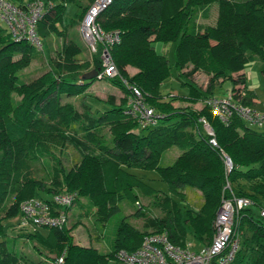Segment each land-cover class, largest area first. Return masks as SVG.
<instances>
[{
  "label": "trees",
  "instance_id": "16d2710c",
  "mask_svg": "<svg viewBox=\"0 0 264 264\" xmlns=\"http://www.w3.org/2000/svg\"><path fill=\"white\" fill-rule=\"evenodd\" d=\"M42 1L45 10L36 35L40 41L53 37L62 44L56 56L46 60L48 70L39 77L18 82L19 72L30 66L37 50L27 40L15 41L0 22V236L5 235L3 220L16 215L21 218L22 202L38 198L48 203L51 195L69 192L76 194L74 206L78 209L69 227L42 226L48 229L43 235L38 226L25 231L26 226L19 222L22 231L17 235L34 242L41 254L47 250L62 255V264H107L115 260L118 250H134L145 235L156 232L166 231L171 242L183 246L188 230H192L200 242L208 244L222 197L231 190L235 196L247 198L250 205L238 213L239 249L229 264H264V223L259 215L264 209V131L252 129L236 114L225 123L205 104L215 97L217 82L226 80L243 105L253 108L256 104V95L246 88L242 71L254 59L264 64V0H114L99 13L95 24L104 33L119 37L118 43L106 47L120 77L137 88L146 105L159 115L154 124L146 126L123 113L129 91L119 78L80 80L93 69L101 72L103 45H97L90 60L79 59L82 49L68 40L67 33L81 24L95 0ZM24 2L17 0L14 5ZM69 3L75 4L78 12L66 22ZM212 5L217 6L215 23L202 25L198 19L207 20ZM154 43H176L174 67L180 75L190 78L202 72L209 77L204 90L184 83L189 94L180 99L188 106L176 108L172 103L177 97L166 101L161 95L171 65L164 55L157 54ZM127 66L136 70L134 75L126 73ZM185 69L188 71L183 72ZM262 75L264 78V69ZM96 80H106L121 91L118 105L111 97L107 108L96 112L61 104L62 96L84 95ZM197 103H202L201 108H192ZM200 119L208 123L213 136ZM105 126L111 144L102 132ZM211 138L216 146L209 142ZM67 143L78 151L77 160L68 168L56 155H62ZM173 146L181 152L171 164L160 165L162 153ZM224 155L231 161L229 171ZM38 162L49 165L40 176L35 166ZM136 169L154 170L169 193L181 199L182 188L199 190L200 206L181 208L168 193L160 196L132 172ZM134 187L153 195L152 205L162 210V216L146 217L139 206L136 215L144 217L143 230L121 220L114 248L108 253L74 242L71 229L83 217L106 221ZM70 208H65L67 214ZM0 264L41 262L18 254L1 239Z\"/></svg>",
  "mask_w": 264,
  "mask_h": 264
},
{
  "label": "rangeland",
  "instance_id": "374dc122",
  "mask_svg": "<svg viewBox=\"0 0 264 264\" xmlns=\"http://www.w3.org/2000/svg\"><path fill=\"white\" fill-rule=\"evenodd\" d=\"M13 4H17V0H9ZM42 1V0H41ZM77 6L75 4L69 3L66 5L64 20L66 22H70L71 19L77 14ZM217 17V6L212 5L210 7L209 17L207 20L198 19V22L202 25H213L215 23ZM4 26V24L1 23ZM59 29H62L59 27ZM68 40L74 41L77 46L82 49V56H79V59H89L91 58V51L87 47L84 39L81 34V24L71 30H68ZM62 41L57 38H49V39H41L42 50L36 51L35 58L31 62L30 66L18 74V82L23 83L27 82L29 79H34L42 75L46 70H48V65L46 60L50 58H54L56 56V51L59 50ZM176 43H154L153 47L157 54L164 55L169 64L171 65L170 76L166 79L161 87L160 93L164 96V100L168 101L177 97L175 101H173V106L176 108H183L188 106L186 102L181 100L180 98H185L189 94V88L184 85V83H194L196 87L201 90H204L208 84L209 77L202 72H198L194 74L192 77L187 78L185 76L180 75V72L176 70L174 67V51H175ZM264 69V64L259 60L254 59L253 62L249 65V73L247 83L248 85H252L254 87V93L256 95L257 104L254 108L264 111V78L262 75V71ZM126 73L129 76L135 74L136 70L130 66L125 68ZM188 69H185L183 72H187ZM234 77L237 74L233 75ZM232 83L228 80L223 83L217 82L215 90L213 94L215 97L223 98L226 97L232 90ZM238 89V86L235 87ZM241 88V86H240ZM142 95V94H141ZM111 97L114 101V104L118 105L120 103V98L123 97L121 91L116 87L112 86V84L106 80H96L91 87L87 90L86 94L80 95L77 97H67L62 96L60 101L61 104L72 105L79 111H83L84 108L89 107L91 111L96 112L100 111L104 108H107L106 102L108 98ZM143 97V95H142ZM144 104V98H143ZM202 103H197L192 106V108H201ZM252 129L256 131H264V125H250ZM104 137L106 138V143L111 144L110 142V134L108 127L105 126L102 129ZM62 155L56 153L57 157L60 158L62 164L65 167H70L71 164L77 160L78 151L72 145L67 143L65 148L62 149ZM181 150L176 147H170L166 149L160 158L159 164L162 166H166L171 164L174 159L178 156ZM51 164V163H50ZM38 176L43 175L44 166L48 168V164L36 163ZM138 177L144 178L150 186L154 188V190L162 196L163 193H168L171 197L176 199L179 203V206L184 208L185 205L197 208L200 206L202 202V196L199 190L184 187L181 189L183 198H179L177 195L175 196L172 193H169L168 189L164 182H162L159 178V175L154 170H133L132 171ZM128 193L123 196L121 201L118 203V210L113 213L106 221L96 220L94 217L88 216L83 217L81 222L76 224L74 228L71 229V235L75 243L90 246L96 248L101 253H108L114 248V242L117 235L118 227L121 220L125 219L129 224L134 226L139 230H143L144 217L136 215V211L138 207L141 206V211L144 213L146 217H160L163 212L160 208L152 205L153 195L144 194L139 188L134 187L132 190L127 191ZM39 196H42L43 193L39 192ZM83 204H86L85 199H81ZM77 206H71L68 219L65 223V227L70 226V221H75V215H77ZM20 216L16 215L12 218L3 220L4 227V236H0L1 239H5L8 241L9 247L12 248L18 254H23L27 256L29 260L41 262V264H55L54 259L58 256L48 252L47 250H43L44 253H39L33 247L35 243L25 239L23 237L17 236L21 233V229L19 228ZM35 226L27 225L25 227V231L34 230ZM41 234L46 235L48 229L46 227L38 226L36 227ZM189 229V228H188ZM186 242L192 244V248L194 250L200 249L202 242H200L194 235L192 230H188V235L186 238ZM56 260V259H55ZM107 264H120L116 259L109 260Z\"/></svg>",
  "mask_w": 264,
  "mask_h": 264
},
{
  "label": "built area",
  "instance_id": "2783aa9c",
  "mask_svg": "<svg viewBox=\"0 0 264 264\" xmlns=\"http://www.w3.org/2000/svg\"><path fill=\"white\" fill-rule=\"evenodd\" d=\"M114 0H95L86 12L81 22V34L91 52L96 51L98 44L103 45L101 53L102 70L97 79L119 78L129 91L126 106L123 113L135 118L140 126L152 125L159 118L153 108L143 102L139 90L122 79L117 68L113 64L107 47L119 42L117 33L106 34L96 24L95 19L99 13ZM45 4L41 0H25L22 6L12 4L7 0H0V22L4 24L8 33L15 41L27 40L37 51L42 50V44L36 35V25L41 20ZM89 18V24L84 22ZM213 113L223 122H229L233 115L242 118L250 125H264V111L243 105L239 98L231 92L223 98H210L205 101ZM205 131L213 136V132L204 119H200ZM209 142L216 146L214 138ZM224 164L229 171L231 161L223 156ZM225 188L230 190L229 184ZM75 193L59 192L51 195L48 203L38 198L26 200L21 203L20 225L54 226L61 227L66 223L68 214L65 208L74 205ZM250 205V201L244 197H237L230 190V194L223 195L213 221L214 233L210 243L204 244L198 250L192 248L191 243L183 246L171 242L168 233L156 232L143 237L140 245L131 251L120 249L116 252L115 259L120 264H229L236 251L239 249V236L235 230V223L239 211ZM259 215L264 223V209L259 210ZM56 264H62L63 256L56 258Z\"/></svg>",
  "mask_w": 264,
  "mask_h": 264
},
{
  "label": "water",
  "instance_id": "95a60500",
  "mask_svg": "<svg viewBox=\"0 0 264 264\" xmlns=\"http://www.w3.org/2000/svg\"><path fill=\"white\" fill-rule=\"evenodd\" d=\"M98 71L99 70L93 69V70H91V71H89L87 73H84L80 77L81 82H84V81H92V80L96 79L97 78V75H98ZM229 163H230V159H229Z\"/></svg>",
  "mask_w": 264,
  "mask_h": 264
},
{
  "label": "crops",
  "instance_id": "0c3cea01",
  "mask_svg": "<svg viewBox=\"0 0 264 264\" xmlns=\"http://www.w3.org/2000/svg\"><path fill=\"white\" fill-rule=\"evenodd\" d=\"M22 3H23V2H22ZM18 5H20V4H18ZM152 46H153V45H152ZM153 48H154V47H153ZM252 62H253V61H252ZM252 62H250L249 64L246 65V67H245V69L242 71V73L245 75L246 88H247L249 91H252V92L254 93V87H253L252 85H248V83H247L248 75H249V73H251V72L249 71V65H250ZM254 94H255V93H254ZM255 103L257 104L256 99H255ZM256 104H254V106H255ZM253 108H254V107H253ZM68 214H69V212H68Z\"/></svg>",
  "mask_w": 264,
  "mask_h": 264
},
{
  "label": "bare ground",
  "instance_id": "6f19581e",
  "mask_svg": "<svg viewBox=\"0 0 264 264\" xmlns=\"http://www.w3.org/2000/svg\"><path fill=\"white\" fill-rule=\"evenodd\" d=\"M89 18H87L86 20H85V22H84V25H85V27L89 24Z\"/></svg>",
  "mask_w": 264,
  "mask_h": 264
}]
</instances>
